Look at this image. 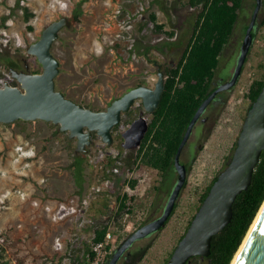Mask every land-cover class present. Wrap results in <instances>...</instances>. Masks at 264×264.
<instances>
[{"label": "rangeland", "instance_id": "374dc122", "mask_svg": "<svg viewBox=\"0 0 264 264\" xmlns=\"http://www.w3.org/2000/svg\"><path fill=\"white\" fill-rule=\"evenodd\" d=\"M17 1L0 0V51L17 63L13 68L27 70L28 64L29 70L41 71V63L28 53V46L40 38L48 24L68 16L71 25L61 29L52 47L60 60L56 86L96 110L106 109L112 100L140 82L154 86L158 79L155 62L165 69L178 61L198 12L188 0H20L19 5ZM78 3L82 12L75 19ZM255 4L256 0H245L214 83L223 81L227 74L231 77L245 35L243 25L250 22ZM24 6L33 12L28 22L24 20ZM141 6L145 8L143 17L136 19L135 12ZM152 12L157 13L165 29L175 30L174 36L157 28L150 19ZM263 16L261 7L257 20ZM256 29L242 72L226 90V101L202 113L182 150L181 160L190 169L175 212L163 229L133 244V248L151 244L138 264H165L196 213L200 195L232 156L251 104L246 94L252 81L264 76V25H256ZM0 76L18 83L3 63ZM142 108V100L137 99L131 107L132 120ZM202 116L207 117V125L201 121ZM147 117L150 121L152 113ZM128 118L122 115L121 122L114 126L112 144L95 133L93 143L81 152L87 162L82 192L69 167L74 154H81L75 151L77 139L70 138L69 131L42 119L0 123V264H86L87 251L95 245L93 232L98 222L110 223L108 256L132 231L162 213L169 195L158 193V169L136 158L139 147L122 146V133L132 122ZM131 150V160L136 162L128 165L125 158ZM109 152L121 159L118 172L111 169L115 159ZM4 168L11 170L10 176ZM175 176L176 182V170ZM133 179L137 180L134 186ZM124 192L131 195L128 202L132 211L116 215V197ZM72 198L85 211L80 209L55 220L43 209V204L57 209L60 202ZM35 200L40 202L38 206ZM107 256L95 264L105 262Z\"/></svg>", "mask_w": 264, "mask_h": 264}, {"label": "water", "instance_id": "95a60500", "mask_svg": "<svg viewBox=\"0 0 264 264\" xmlns=\"http://www.w3.org/2000/svg\"><path fill=\"white\" fill-rule=\"evenodd\" d=\"M261 6L262 0H256L231 77L203 100L187 127L174 159L178 176L162 213L132 231L116 248L107 264H117L122 254L137 239L157 232L165 226L187 179V166L181 160L182 150L210 101L218 92L231 88L237 82L253 43V30ZM70 25V18L62 16L48 24L40 38L28 46V53L35 55L42 65L40 72L29 70L28 64L27 70L13 67L10 69L11 76L18 83L14 85L5 81L0 85V123H11L19 119L50 121L58 124L60 130L69 131L70 138L77 139L75 151L81 153L86 152L88 146L93 143L95 133L106 143L112 144V130L121 122L122 113L128 111L137 99H141L143 108L122 133L124 148H138L149 128L147 114L159 107L164 93L166 74L163 64L155 62L158 79L154 86L141 84L131 87L112 100L106 109L96 110L88 107L68 97L56 86L60 60L52 47L61 29ZM263 149L264 85L245 115L229 163L217 175L165 264H186L192 256L200 255L204 258L210 254L213 236L231 221L233 203L237 195L251 184ZM231 264H264V202Z\"/></svg>", "mask_w": 264, "mask_h": 264}, {"label": "trees", "instance_id": "16d2710c", "mask_svg": "<svg viewBox=\"0 0 264 264\" xmlns=\"http://www.w3.org/2000/svg\"><path fill=\"white\" fill-rule=\"evenodd\" d=\"M244 2L245 0H188L189 5L198 8L191 36L178 61L164 69L166 74L164 93L159 107L152 112L149 128L136 154L137 159L158 169L161 177L160 183L157 186L158 193L164 191L169 195L175 184V154L200 104L217 88L214 82L218 75L221 58L224 49L233 37ZM17 3L19 5L20 0H18ZM262 6L264 7V0ZM81 12V4L78 3L74 18L77 19ZM32 16L33 12L30 10L29 6H24V20L28 22ZM150 19L154 21L159 30H163L171 37L174 36V29H165V24L163 22H158L157 13L152 12L150 14ZM248 24L249 23H245L243 25V35L245 34ZM259 24L264 25V16L261 20H257L256 25L259 26ZM28 28L33 29L32 24H28ZM256 36L257 29L255 26L253 30V39ZM168 44H170V42H165V45ZM163 49L164 47L162 50ZM247 59L248 57L246 60ZM0 63L7 65L9 70L12 67L18 66L11 56L4 51H0ZM34 71L38 72L39 69ZM222 78L223 80H227L229 75L227 74ZM12 83L16 84V81L14 80ZM141 84L143 83L140 82L139 85ZM263 85L264 76L253 80L250 84L249 91L246 95L250 98L251 104L258 96ZM219 96L220 94L215 98ZM133 111L134 110L130 108L128 111L123 112L122 115L129 116L128 119L131 121L133 118ZM57 132H59V130L55 133ZM132 154L133 151L131 150L130 154L125 158V163L128 165H132L133 162H136L135 159L131 160ZM231 157H229L227 164ZM86 165L85 153L74 154L69 165L75 184L79 187L81 192L86 182ZM186 165L189 171L190 167L188 164ZM217 175L200 195V203L197 209L209 192ZM136 182V179L131 180V185L134 186ZM130 198L131 195L127 192L117 195L116 201L118 207L115 212L116 215H120L125 211H132L128 202ZM263 202L264 149L253 173L251 184L247 189L237 195L233 203V217L231 221L213 236L210 254L204 258L200 255L192 256L186 264H231ZM177 205L176 202L167 222L175 212ZM192 218L189 220L187 228ZM109 229V221L98 222L94 227L93 242L97 243L103 241ZM150 246L151 244H148L143 247L133 259L132 264H138L146 255ZM88 250V257L85 258V263L93 264L92 261L95 257V252L91 249ZM112 254L113 253H110L105 262L101 264H107ZM166 260H168V258ZM79 264H83V261H79Z\"/></svg>", "mask_w": 264, "mask_h": 264}, {"label": "built area", "instance_id": "2783aa9c", "mask_svg": "<svg viewBox=\"0 0 264 264\" xmlns=\"http://www.w3.org/2000/svg\"><path fill=\"white\" fill-rule=\"evenodd\" d=\"M144 10H145L144 6H141L140 8H137V11L135 12L136 14L134 15V17L136 19L140 18L141 16L143 17ZM5 81H8V80H5L4 78H2L0 76V85L4 84ZM109 154L111 156H113V158L115 159V163H114V165L112 166L111 169H112V171L118 172L119 171L120 160L117 158V153L109 152ZM102 164L103 163L100 162V165H102ZM39 203H40L39 201H36V200L34 201V204L36 206H38ZM43 209L49 215H51L52 218L55 219V220L62 219V218H64L65 216H67L69 214H75L80 209L82 211H85V209H82L78 204H76V200L74 198H72L69 202H60L58 204V206H57V209L53 208L50 204H43ZM110 238H111V233H110V231H108L106 233V236H105L103 241L95 243V245H94V247L92 249L95 252V257H94V259L92 261L93 264H95V262L99 263L98 261L100 259H103L104 257L107 256V254H108V252H109V250L111 248Z\"/></svg>", "mask_w": 264, "mask_h": 264}, {"label": "flooded vegetation", "instance_id": "af4514ba", "mask_svg": "<svg viewBox=\"0 0 264 264\" xmlns=\"http://www.w3.org/2000/svg\"><path fill=\"white\" fill-rule=\"evenodd\" d=\"M262 5H263V0H262ZM261 7H263V6H261ZM19 69H23V68H19ZM39 72V71H38ZM230 78V77H229ZM228 78V79H229ZM223 79V78H222ZM227 79V80H228ZM226 80H223V81H221V82H218V83H215L216 85H217V87L221 84V83H223V82H225ZM230 89V88H229ZM229 89H225V90H222V91H220V92H218L217 94H216V96L217 95H219L220 94V96L219 97H217V98H213L211 101H210V103L208 104V106H207V108L205 109V111L204 112H207L208 110H210L211 108H216V107H218L220 104H224V102L226 101V99H225V93H226V90H229ZM201 121H205L206 123V125H207V117L206 116H202L201 117ZM183 162V161H182ZM185 163V162H184ZM185 164H187V163H185ZM189 165V164H188ZM187 166V165H186ZM149 221V220H148ZM159 231V230H158ZM154 233H156V232H154ZM154 233H152V234H154ZM185 233V232H184ZM152 234H150V235H152ZM150 235H148V236H150ZM183 235V234H182ZM182 235H181V237H182ZM147 237V236H146ZM179 240H180V238H179ZM136 242V241H135ZM134 242V243H135ZM121 243V242H120ZM133 243V244H134ZM133 244L122 254V256L120 257V259H119V261H118V263L117 264H132V262H133V259L136 257V255H137V253L140 251V250H142L143 249V247H145L146 245H140V246H137V247H134L133 248ZM120 245V244H119ZM177 245V244H176ZM118 247V246H117ZM175 248V247H174ZM174 248H173V250H174ZM173 250H172V252H173ZM172 252H171V254H172ZM171 254H170V256H171ZM169 256V257H170ZM169 257H168V259H169ZM167 261V260H166Z\"/></svg>", "mask_w": 264, "mask_h": 264}, {"label": "crops", "instance_id": "0c3cea01", "mask_svg": "<svg viewBox=\"0 0 264 264\" xmlns=\"http://www.w3.org/2000/svg\"><path fill=\"white\" fill-rule=\"evenodd\" d=\"M12 148H13V147L9 148V150H12ZM1 149H2V148H1ZM3 171L6 173V176H8V175L10 176V175H11V174H10L11 170H8V169L4 168Z\"/></svg>", "mask_w": 264, "mask_h": 264}, {"label": "bare ground", "instance_id": "6f19581e", "mask_svg": "<svg viewBox=\"0 0 264 264\" xmlns=\"http://www.w3.org/2000/svg\"><path fill=\"white\" fill-rule=\"evenodd\" d=\"M136 42V41H135ZM127 62V61H126ZM35 72V71H34ZM40 72V71H39ZM13 78V77H12ZM106 160V159H105ZM121 160V159H120ZM131 179H132V177H131ZM99 190H100V188H99ZM111 231V230H110ZM184 234V233H183ZM181 238V237H180Z\"/></svg>", "mask_w": 264, "mask_h": 264}]
</instances>
